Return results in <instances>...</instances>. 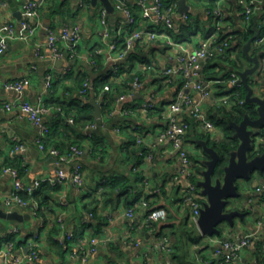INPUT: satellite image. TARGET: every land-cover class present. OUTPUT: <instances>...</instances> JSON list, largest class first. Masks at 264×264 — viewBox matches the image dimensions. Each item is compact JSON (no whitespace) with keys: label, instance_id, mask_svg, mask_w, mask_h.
I'll return each instance as SVG.
<instances>
[{"label":"crops","instance_id":"1","mask_svg":"<svg viewBox=\"0 0 264 264\" xmlns=\"http://www.w3.org/2000/svg\"><path fill=\"white\" fill-rule=\"evenodd\" d=\"M0 1L3 2L0 6V28L10 23L17 28V36L9 39L6 49L0 52V104L20 95L22 101L36 103L42 95L49 108L44 120L51 128L47 148L65 150L66 146L76 141L86 149L79 160L85 174L84 189H79L71 179L63 182L54 192L55 204L51 210L45 211L44 216L33 214L32 200L26 207L7 206L5 198L13 191L14 180L10 174L0 175V209L30 214L22 222L0 216V234L5 236H0V264H4L7 254H10L9 259L23 258L18 264H83L73 252L88 246L93 237L100 242L86 264H264L257 255L260 252L264 256V208L261 192L257 191V187L264 186V172L257 171L250 180L239 181L241 196L234 198L236 201L232 207L240 210L243 216H235L233 225L222 223V233L213 235L224 239L251 235L250 245L236 259L224 262L220 255L222 247L210 240L212 236L203 235L190 223V208L182 200L184 186L183 177L179 176L180 159L170 152L169 141H158V131L166 124L163 106L182 84L180 77L169 80L162 72L163 68L176 64L179 55L192 51L201 42L218 40L221 33L226 35L232 43L229 50L204 60L200 77V80L210 82V95L203 100L202 107L216 124L215 121L223 118V109L233 103L232 97L236 94L232 92L234 87L225 82L227 75L232 70L239 72L254 65L243 52L248 42L243 38L247 33L251 38L257 30L258 37H264V0H253L255 8L249 20L238 0H183L185 7L182 12V0H163L165 5H177L173 29L144 20L137 6L138 0H123L130 6L139 24L145 22L149 28L166 34L147 42L140 41L136 51L138 58L133 61H130L129 55L121 61L108 58L109 43L116 40L118 27H134L127 25V17L117 9L116 4L120 0H108L111 9L105 0H45L36 17L23 10L22 6L28 0ZM154 2L150 0L151 5ZM103 9L107 11L111 30L106 40L101 35ZM216 11L222 14L218 15ZM253 19L255 21L251 22ZM22 20L36 26L32 36H23ZM65 25H77L80 39L71 50L66 47V42H59L60 47L75 51V55L68 57L67 52L64 58L55 59L47 45L48 32H59ZM259 53L260 66L249 76V80L255 94L264 95V41L257 44L255 39L249 54L254 56ZM95 54L101 56L99 64L92 57ZM126 70H130L131 74L143 73L140 88L133 89L132 85L126 84L127 75L121 73ZM110 71L112 79L120 87L116 97L120 94H129V97L118 101L113 96L112 87L113 97L110 105L105 107L103 104L107 101H104L103 95L108 91L104 88L95 94L92 87L86 97L80 95L82 86L79 80L82 76L89 78L93 85L95 78L106 76ZM48 73L53 78L52 86L46 89ZM16 80L26 81L21 94L6 87L8 81ZM187 92L196 99L200 98L197 90L189 89ZM75 99L81 101V105L89 101L92 104L94 100L99 104L101 116H94V120L88 122H96V127L85 129L86 123L84 127L74 124L73 129H63L62 117L66 116L63 106L69 108ZM145 102L155 107L144 109L142 105ZM128 106L133 107L132 113L125 112ZM39 136L38 127L18 106L0 111V166L18 169L25 185L54 177L59 168L70 171L74 166L58 162L56 156L41 150L37 143ZM222 136L221 130L215 127L212 137L219 139ZM258 139L264 141V136L259 135ZM18 140L26 145L25 150L14 149ZM193 144L197 143L189 140L187 145L191 155ZM139 155H142L140 161ZM147 155L151 157L147 158ZM138 173L142 175L141 184L136 180ZM115 175L130 176L135 183L134 189L148 198L150 206L166 208V216L156 221L155 227L147 225L138 200L131 206L127 205L133 194L128 196L123 189L111 192L107 188L106 184ZM176 176L178 178L173 180ZM159 186L164 190L158 191ZM63 196L67 199L65 207L58 202ZM131 207L135 210L129 216L127 211ZM59 216L63 219L64 231L74 234V240L68 245L56 240L61 230L53 233ZM188 229L199 237L196 243L185 242ZM164 236L169 238L168 242L159 247L158 240ZM8 239L13 242L12 248H7ZM79 239L85 242V246H80ZM30 240L34 241L37 252L33 260L26 257L30 253ZM174 250H185L183 262L172 260Z\"/></svg>","mask_w":264,"mask_h":264},{"label":"built area","instance_id":"2","mask_svg":"<svg viewBox=\"0 0 264 264\" xmlns=\"http://www.w3.org/2000/svg\"><path fill=\"white\" fill-rule=\"evenodd\" d=\"M45 0H28L23 4V10L27 12L31 17H36L38 15L39 9ZM240 6L243 9V13L249 20L251 14L254 11V1L253 0H238ZM3 2L0 1V6ZM137 6L140 9V13L144 20H152L156 24H161L168 29H173L175 27V15L177 12V5L174 3L165 5L163 0H155L154 4L151 5L150 0H138ZM117 9L122 11L127 17L126 23L129 26H134L132 29L127 26L120 25L118 27L117 35H119L120 43L113 41L109 43L108 58L114 61H121L125 59L132 51L135 50L137 43L147 42V40H154L162 35H166L163 32H159L155 28H149L146 23H138L136 16L134 15L130 6H128L123 0H120L116 4ZM218 15L222 12L216 11ZM107 11L103 9L101 11V22L103 24V30L101 35L103 39H108L111 30L109 28V23L107 21ZM185 17H187L185 15ZM21 26L24 29L23 36L25 38L32 36L36 30V26L30 23L28 20H22ZM17 36V28L14 24L10 23L0 28V52H3L7 47V42L9 39ZM80 39V30L77 25L75 26H63L59 32L54 30H49L47 45L50 48L55 59H62L67 56V51L65 48L60 47L59 42L63 41L67 43V48L71 50L72 46L76 44ZM214 39V38H213ZM264 41V37L256 38V43L260 44ZM230 41L228 38L223 40H213V41H203L194 48L192 51L181 54L178 56L177 63L174 65H169L163 68L162 72L168 77L175 79L180 77L182 79V84L180 88L176 91L174 97L163 106V117L166 119V124L164 128L158 131V141L159 142H170V152L175 153L180 159V169L179 176L183 177V191L182 200L184 203L188 204L190 208V223L193 227L199 230L198 219L200 217L201 208L206 201V196L202 193L201 188L192 180V176L195 174V166L199 163L191 159L189 156L190 152L187 145L189 140L186 138L187 132L190 129V123L188 119H195L196 125L199 131L211 132L213 136L215 132V125L213 121L209 118L207 112L203 109L202 103L205 98L210 95V82H205L200 80L203 61L209 58H213L217 55L223 54L229 47ZM100 51V50H99ZM72 52V57L75 55V51ZM94 63V61H93ZM116 71V70H115ZM117 73V72H116ZM52 74L48 73L45 78V88L48 89L52 85ZM225 82H228L234 88H239L243 86L241 83L240 75L236 70L229 72L228 77ZM26 85L25 80L8 81L6 87L11 90H15L17 93L21 94ZM132 88H140L143 83L140 78L135 77L132 82ZM93 87L90 79L87 78L81 87L80 95L86 97L88 92ZM244 87V86H243ZM111 88L109 84L104 86L105 91H109ZM194 89L200 92V98L196 99L187 90ZM129 94H120L116 97L118 101H124ZM21 95L18 98L2 102L0 104V111H9L18 106L22 112H24L29 119L38 127L40 130V136L37 138V143L39 148L43 151H48L49 154L56 156L58 162H68L74 164L72 170L66 171L63 168H59L56 175L51 178L36 180L33 184L25 185L20 177L19 171L16 168L2 165L0 166L1 174H10L14 180L13 191L5 198V204L7 206L18 205L21 207H26L29 201L23 198L22 193H27L32 195L34 191L41 186L43 182H49L54 185H61L66 180H73L79 189H84L85 187V174L82 164L79 160L84 156L86 149L77 144H72L65 150H61L55 147L47 148V136L51 133V128L44 120V114L49 110L48 106L45 104L42 95L39 96L36 103H31L28 101H22ZM244 102V100H241ZM144 109L154 108V104L145 102L142 105ZM133 107L128 106L126 108L127 113H132ZM69 122H73L72 118H68ZM97 126L96 122L88 123L85 129H91ZM264 136V131L263 134ZM26 145L17 141L14 145L15 150H25ZM147 155V158H150ZM199 176V175H198ZM178 176L174 177L173 180L177 179ZM202 178V177H201ZM159 191V189H158ZM257 191L261 192V205L264 208V186L257 187ZM59 204L62 207L67 205V199L63 196L59 198ZM137 204L139 207L143 208L145 217L147 219V225L150 227L152 223L164 218L167 214L166 208L154 207L151 209L149 200L146 196H142ZM137 205V206H138ZM39 203L34 202L32 205V211L34 215H38ZM151 209V210H150ZM135 207L128 208L127 214L132 216L134 214ZM150 210V211H149ZM58 228L61 233L56 236V240L60 244H69L74 240V234L71 231L64 230V223L61 216L58 217L57 222ZM63 231V232H62ZM1 237H5L1 235ZM8 237V236H6ZM37 237V235H36ZM210 240L218 243L222 247L220 255L224 262H231L236 259L240 252L248 247L251 243V235H244L238 239H224L217 236H212ZM168 237L159 238L157 245L159 247H164L168 242ZM80 246H85V242L79 239ZM89 245L80 248L81 251L74 250L73 255L79 256L83 264H86L90 256L96 251L99 244V239L93 237L89 241ZM7 248H12L13 242L11 239L6 241ZM34 241L30 240L28 248L30 253L26 256L29 260H33L37 256V252L34 249ZM10 254L5 257L4 264H18L23 258H11Z\"/></svg>","mask_w":264,"mask_h":264},{"label":"water","instance_id":"3","mask_svg":"<svg viewBox=\"0 0 264 264\" xmlns=\"http://www.w3.org/2000/svg\"><path fill=\"white\" fill-rule=\"evenodd\" d=\"M107 6L110 7L108 0H105ZM183 0L181 2L180 11L184 9ZM255 20H251L254 22ZM259 31L252 36L243 48L244 54L254 65L239 71L241 83L246 89V102L253 103L256 106L257 117L245 114L240 122L231 121L230 124L234 128L233 136L239 140L238 145L230 151L227 164L223 168V176L215 178V169L220 161L219 152L206 140H198V144L208 155L203 161L205 168L202 172L203 176L198 181V186L202 193L206 196V201L201 208L200 217L198 219L199 230L203 235H220L221 224L228 222L234 224L235 216H243L238 209L226 210V205L230 200L241 196L239 190L240 180H250L253 173L259 171L264 172V149L259 152L258 146L261 141L258 136L261 135V129L264 127V95L255 94V89L250 83L249 76L259 68L260 57L258 55L250 56L252 42L258 37ZM92 104L95 106V117H100L99 104L94 100ZM257 152V153H255ZM254 154V155H253ZM0 216L8 219L23 221L30 217V214H23L17 211H5L0 209Z\"/></svg>","mask_w":264,"mask_h":264},{"label":"trees","instance_id":"4","mask_svg":"<svg viewBox=\"0 0 264 264\" xmlns=\"http://www.w3.org/2000/svg\"><path fill=\"white\" fill-rule=\"evenodd\" d=\"M118 32V29H117ZM263 33H261L262 35ZM224 38H226V35H224L223 33L220 34L218 40L221 41ZM250 38V33H247L244 35L243 41L245 40H249ZM119 35H117L116 37V42L120 43L121 40H119ZM138 44L135 48L134 51H132L129 54V59L130 61H133L135 59L138 58V53H136L137 49H138ZM232 43L230 42L229 47L226 49L225 52H227L230 48V45ZM68 57L72 55L71 51H67ZM243 55V54H242ZM94 61L95 63H100V58L101 56L99 54H95L94 56ZM237 64V63H235ZM121 73H124L126 76L125 82L127 85H131L133 80L135 79V77H139L142 78L143 73L142 72H138V73H132L130 72V70H126V71H122ZM72 75V74H71ZM228 77V75H227ZM226 77V78H227ZM113 74L111 73V71L108 73V75L106 76H100L98 78H95L93 81V93L97 94L101 91V89L104 88V86L106 84H109L110 88L112 89V87L114 88L112 90V93L114 94V98L117 96V92L119 91V86L118 83H116V81H114L113 79ZM87 78L85 76H82L79 80L80 86L83 85V82L86 80ZM52 86V85H51ZM235 91L236 94H233V103H231L228 107L223 109V112L225 113L223 118L215 121L216 124L215 127H217L218 129L221 130L223 136L222 138H214L211 136V132H204V131H199L197 128V123L195 121V119H188L189 123H190V129L187 132V136L186 138L190 141L196 142L198 143V140H206L208 142L209 145L213 146L220 154L221 158L219 163L216 166L215 169V176L216 177H222L223 176V168L224 166L227 164L228 159H229V154L230 151L233 149V147H236L238 145L239 140L236 139L233 134H234V128L231 126L230 122L231 121H236V122H240L241 119L243 118V116L245 114H249L252 117H257V111H256V106L253 103H247L246 102V89L241 86L239 88H233L232 92ZM104 101L106 102L105 104H103L105 107L110 105V101L112 99L113 96H111V90L106 92L104 95ZM107 98V100H106ZM241 100H244V102H241ZM75 103H71L69 105V108L67 107V109L64 108V113H65V117H62V125L64 126L63 129L66 130H70L73 129L74 124L78 125L80 127H84V125L86 123H88L89 121H93L94 120V106L91 104V102H86L84 103V105H81V101H77V99L74 100ZM68 118H72L73 122L72 124H70L68 121ZM264 131V127L261 129V135L263 134ZM51 133H49L50 135ZM72 144H77L76 141H74V143H71L69 146H71ZM79 145V144H77ZM66 146V147H69ZM264 149V141H261V144H259L258 146V151L261 152ZM145 150L141 151L144 152ZM257 153V152H255ZM254 155V154H253ZM189 156L191 157V159H193L194 161L198 162L199 165L195 166V174L191 177L192 180L198 184V181L201 179V177L203 176L202 172L205 168V165L203 163V161L205 159L208 158V155L205 153V157L203 158V160H196L191 154H189ZM139 161L142 160V155L137 156ZM263 173V172H262ZM139 175L137 180V183L142 182V175L140 173L136 174ZM199 175V176H198ZM133 181L131 180L130 176L128 175H121V176H113L111 181L106 184L107 188H109V190L112 192L114 191H118L123 189L124 194H127L128 196L133 194V199H130L131 201L127 200V205L131 206L134 203H136L137 200L140 199V197L142 196V192L140 190H135V183H132ZM60 185H54L51 184L49 182H43L41 184V186L39 188H37L34 193L32 195H29L27 193H22L23 198L26 200H32L33 202H38L39 203V209H38V215L40 216H44L45 215V211L51 210L52 206L55 204V197H54V192H56L57 190H59ZM133 189V190H132ZM164 190V188L162 186H159V190ZM131 190L133 191L131 193ZM113 191V192H114ZM129 199V198H128ZM236 201V199H232L229 201V203L226 205V210H232V209H236L233 208L232 206H234V202ZM31 201H29L30 204ZM32 203V202H31ZM28 204V205H29ZM154 208L151 205V209ZM150 209V210H151ZM149 210V211H150ZM156 226V222L152 223V225L150 226L151 228ZM55 229H53V233L55 234L57 231H59L60 229L58 228V226L54 227ZM221 228V233H222V226ZM59 233V232H58ZM162 238V237H161ZM198 236H195L194 234L191 233V231L188 229L187 233L184 236V239L186 240L185 242H190V243H196L198 240ZM171 248V247H170ZM185 250L182 252L181 250H174V252L171 254L172 255V260H182L181 262H183V259L185 258ZM183 255V257H182ZM257 255L259 257V259H261L260 261H263L264 263V256H261L260 252H257ZM174 264V263H172ZM185 264H193L190 262H185Z\"/></svg>","mask_w":264,"mask_h":264},{"label":"rangeland","instance_id":"5","mask_svg":"<svg viewBox=\"0 0 264 264\" xmlns=\"http://www.w3.org/2000/svg\"><path fill=\"white\" fill-rule=\"evenodd\" d=\"M195 143V142H194ZM191 153L192 156L197 160H203V156H205V152L203 151V148L197 143V144H193V146L191 147Z\"/></svg>","mask_w":264,"mask_h":264},{"label":"flooded vegetation","instance_id":"6","mask_svg":"<svg viewBox=\"0 0 264 264\" xmlns=\"http://www.w3.org/2000/svg\"><path fill=\"white\" fill-rule=\"evenodd\" d=\"M206 160V159H205ZM215 178H216V176H215Z\"/></svg>","mask_w":264,"mask_h":264}]
</instances>
